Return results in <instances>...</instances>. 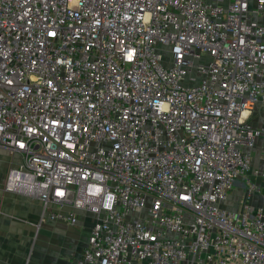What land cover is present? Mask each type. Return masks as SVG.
I'll list each match as a JSON object with an SVG mask.
<instances>
[{"label":"built area","instance_id":"obj_1","mask_svg":"<svg viewBox=\"0 0 264 264\" xmlns=\"http://www.w3.org/2000/svg\"><path fill=\"white\" fill-rule=\"evenodd\" d=\"M259 105L264 0H0L4 189L93 215L77 264H264L263 207L224 204L264 201Z\"/></svg>","mask_w":264,"mask_h":264},{"label":"crops","instance_id":"obj_2","mask_svg":"<svg viewBox=\"0 0 264 264\" xmlns=\"http://www.w3.org/2000/svg\"><path fill=\"white\" fill-rule=\"evenodd\" d=\"M263 118L264 105H259L251 111L248 123L258 127L264 124L258 122ZM249 153L251 169L260 171L264 166L263 136L256 138ZM12 157L0 149V264H77L93 224V215L76 210L75 224L62 220H40L39 199L4 189L6 171ZM247 176L250 180L259 181L257 176L250 173ZM244 201L264 209L261 195L247 194L245 184L239 178L229 190L224 204L236 208ZM61 210L66 212L69 209L63 207Z\"/></svg>","mask_w":264,"mask_h":264},{"label":"rangeland","instance_id":"obj_3","mask_svg":"<svg viewBox=\"0 0 264 264\" xmlns=\"http://www.w3.org/2000/svg\"><path fill=\"white\" fill-rule=\"evenodd\" d=\"M258 122H259V123H262V122L264 123V118H263V119H259ZM257 124H258V123H257ZM5 157H6V161H7V155H5ZM230 199H231V198H230Z\"/></svg>","mask_w":264,"mask_h":264}]
</instances>
